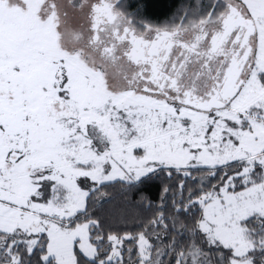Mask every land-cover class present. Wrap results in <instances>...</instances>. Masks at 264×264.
I'll list each match as a JSON object with an SVG mask.
<instances>
[{
    "label": "snow or ice",
    "instance_id": "6c2138e0",
    "mask_svg": "<svg viewBox=\"0 0 264 264\" xmlns=\"http://www.w3.org/2000/svg\"><path fill=\"white\" fill-rule=\"evenodd\" d=\"M0 264H264V0H0Z\"/></svg>",
    "mask_w": 264,
    "mask_h": 264
}]
</instances>
